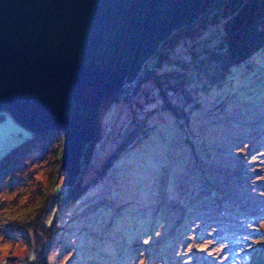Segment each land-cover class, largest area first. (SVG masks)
<instances>
[{"label":"rangeland","instance_id":"1","mask_svg":"<svg viewBox=\"0 0 264 264\" xmlns=\"http://www.w3.org/2000/svg\"><path fill=\"white\" fill-rule=\"evenodd\" d=\"M217 25L198 39L217 44ZM185 42L130 95L102 102L75 197L62 185L67 171L55 168L61 154L40 148L0 187V264L44 255L46 264H264V47L211 87L193 76L183 91L169 89L186 115L162 106L150 86L151 73L189 64ZM31 133L0 113V157Z\"/></svg>","mask_w":264,"mask_h":264},{"label":"water","instance_id":"2","mask_svg":"<svg viewBox=\"0 0 264 264\" xmlns=\"http://www.w3.org/2000/svg\"><path fill=\"white\" fill-rule=\"evenodd\" d=\"M216 1L0 0V111L33 133L62 131L71 183L102 102Z\"/></svg>","mask_w":264,"mask_h":264},{"label":"trees","instance_id":"3","mask_svg":"<svg viewBox=\"0 0 264 264\" xmlns=\"http://www.w3.org/2000/svg\"><path fill=\"white\" fill-rule=\"evenodd\" d=\"M208 23L218 24L221 35L217 44H210L198 39V36L208 27ZM186 40H188L187 46L189 50H192L189 64L187 62L183 63L186 66L177 74H174V72H163L152 75L151 73V81L155 82V85L151 84L150 86L157 87L159 96L163 100L162 106L173 113L187 115L184 106L177 110L176 102L169 96L168 90L171 89L174 92L183 91L187 83L191 84V77L193 76L195 79L198 78L204 87H211L210 84L220 83L224 76L233 73L234 67L238 63L246 60L259 48L264 47V0H217L214 6L201 13L195 21L175 28L166 35L154 54L146 60L149 61L154 58V63L151 66L145 64V69L139 77L137 85L141 82L146 70L152 72V69L156 68L163 58H170L168 56L169 50L175 48L180 42L186 43ZM174 61L180 60L174 58ZM172 74L175 76H172ZM137 85L133 90H135ZM186 96L187 98L185 99L190 101L191 96L187 94ZM115 98H117L116 95L107 97L104 100L105 105ZM195 103H198V101H195ZM3 112V110L0 111V113ZM58 140L63 141L62 131L59 129H47L38 133L32 132L28 138L9 148L0 157V187L8 179H12L14 171L21 170L22 165L27 162L30 152H35L36 148H40L44 152L52 150L56 153L55 156L59 157L61 154L60 148L58 150L53 149L54 142ZM114 152L117 153V149L110 153ZM109 154L106 158L109 156V160L112 161L116 154L112 156ZM106 162L104 161L103 164L105 165ZM55 168L57 170L61 169L60 162ZM76 178L77 176H74L71 183H64V180L62 182V185L64 184L69 191L68 196L73 195L75 197L83 189L82 179ZM51 195L54 197L53 201L60 198L59 193L54 191ZM45 204L43 205L45 206ZM42 206L39 210H42L44 207ZM46 214L47 210H43L39 219ZM29 221L30 219H25L19 222L26 223L24 225L25 228L33 227V224L28 225ZM34 223H39L37 225L38 228L48 227L45 220H41V222L40 220H35ZM6 230L4 232L9 233ZM44 256L39 264H46Z\"/></svg>","mask_w":264,"mask_h":264},{"label":"built area","instance_id":"4","mask_svg":"<svg viewBox=\"0 0 264 264\" xmlns=\"http://www.w3.org/2000/svg\"><path fill=\"white\" fill-rule=\"evenodd\" d=\"M148 59V58H147ZM146 59V60H147ZM145 60V61H146ZM145 61L143 63V68L142 70L140 71V73H138L136 76H134L131 80H126L124 79L123 80V83L121 84V86L119 87L118 91L116 92V96L119 97V98H125L127 97L128 95L131 94L132 90L134 89V87L137 85L138 83V79L139 77L142 75V72L143 70L145 69ZM147 62V61H146ZM152 62V61H151ZM151 62H148L147 63V66H150ZM131 91V92H130Z\"/></svg>","mask_w":264,"mask_h":264},{"label":"clouds","instance_id":"5","mask_svg":"<svg viewBox=\"0 0 264 264\" xmlns=\"http://www.w3.org/2000/svg\"><path fill=\"white\" fill-rule=\"evenodd\" d=\"M150 57V56H149ZM141 264H143V261H141Z\"/></svg>","mask_w":264,"mask_h":264}]
</instances>
